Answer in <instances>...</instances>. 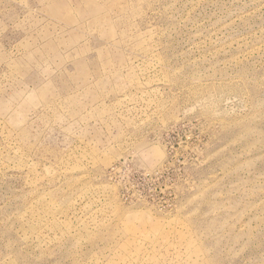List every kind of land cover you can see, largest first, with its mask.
<instances>
[{
	"label": "rangeland",
	"instance_id": "374dc122",
	"mask_svg": "<svg viewBox=\"0 0 264 264\" xmlns=\"http://www.w3.org/2000/svg\"><path fill=\"white\" fill-rule=\"evenodd\" d=\"M0 264H264V0H0Z\"/></svg>",
	"mask_w": 264,
	"mask_h": 264
}]
</instances>
